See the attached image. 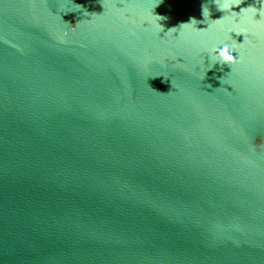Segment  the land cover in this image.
Listing matches in <instances>:
<instances>
[{"label":"water","instance_id":"95a60500","mask_svg":"<svg viewBox=\"0 0 264 264\" xmlns=\"http://www.w3.org/2000/svg\"><path fill=\"white\" fill-rule=\"evenodd\" d=\"M221 3L0 0V264H264V0Z\"/></svg>","mask_w":264,"mask_h":264},{"label":"clouds","instance_id":"9594fccd","mask_svg":"<svg viewBox=\"0 0 264 264\" xmlns=\"http://www.w3.org/2000/svg\"><path fill=\"white\" fill-rule=\"evenodd\" d=\"M241 2L242 0H222V3L220 4L218 11H221L222 13L224 11H230L234 5H239ZM158 6L159 5H157L156 8ZM242 11H249V9H242ZM251 11L254 12L255 10L252 9ZM154 15L156 17V20L159 22L161 31H165V26L161 22L166 21L168 19V16L155 13V11H154ZM233 15H235V13ZM202 16L203 18H205L206 16H211V13L207 12L204 9L203 5H202ZM197 21H201V20H197L195 17H191L188 22L181 23L179 27H184V26H187L188 24L196 23ZM175 28L176 27L169 28L167 31H174ZM234 53H235L234 48L229 44H224L222 47L218 46V47L211 49L208 55V61L211 62L212 66L208 67L206 69V72L210 70L217 62L219 63L223 62V63H228V64L236 63L238 58Z\"/></svg>","mask_w":264,"mask_h":264}]
</instances>
